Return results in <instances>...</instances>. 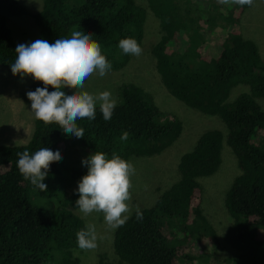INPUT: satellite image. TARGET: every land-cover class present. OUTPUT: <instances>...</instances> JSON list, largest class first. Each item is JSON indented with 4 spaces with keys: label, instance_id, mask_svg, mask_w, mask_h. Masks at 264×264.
<instances>
[{
    "label": "trees",
    "instance_id": "1",
    "mask_svg": "<svg viewBox=\"0 0 264 264\" xmlns=\"http://www.w3.org/2000/svg\"><path fill=\"white\" fill-rule=\"evenodd\" d=\"M145 2L157 25L150 53L160 82L186 106L218 117L224 128L203 131L193 147L179 156L177 179L151 205L139 208L143 218L137 219L134 209L126 223L113 231L114 264L217 259V235L201 207L199 179L217 170L223 145L233 153L238 173L222 202L231 222L224 241L234 253L221 264H264V110L256 101L264 97V59L238 28L247 5L209 0ZM23 15H30L37 26L36 39L49 43L80 25L101 45L111 70L123 67L130 57L119 48L120 39L143 43L146 10L135 0H42L33 14L16 0H0V66H10L16 58L17 45L6 19ZM236 86L246 89L231 97ZM37 87L43 84L31 82L20 93L21 99L31 104L26 93ZM62 90L69 93L66 87ZM77 124L84 128L83 138L68 136L58 124L46 125L34 118L26 143L0 144V264H79L74 254L80 249L76 233L86 226L73 209L78 181L87 167L66 170L58 161L51 163L44 183L56 176L60 189L42 191L19 173L17 153L32 154L44 146L57 150L61 140H72L89 155L102 151L128 160L160 153L181 132L180 121L164 115L151 95L133 83L119 85L111 120L105 121L97 106L94 120ZM124 131L129 133L127 140L120 139ZM39 198L50 199V206L40 207Z\"/></svg>",
    "mask_w": 264,
    "mask_h": 264
},
{
    "label": "rangeland",
    "instance_id": "2",
    "mask_svg": "<svg viewBox=\"0 0 264 264\" xmlns=\"http://www.w3.org/2000/svg\"><path fill=\"white\" fill-rule=\"evenodd\" d=\"M28 13L39 11L42 0H16ZM146 10L144 23V38L140 56L130 55L126 64L118 70H110L105 76L92 75L85 81L84 89L89 93L96 94L100 91L109 90L115 101H118V87L122 83H133L149 93L158 109L167 117H174L181 123V132L178 138L160 153L152 156H132L128 159L134 164L135 174L132 177V198L129 204L132 210L137 207H146L153 203L156 196L166 189L177 177V163L179 156L189 151L197 137L207 129L223 130L224 126L216 116L205 115L193 108L183 104L171 96L160 82L155 70L154 58L150 53V46L157 35L156 20L146 7L145 0H135ZM218 3L217 0H209ZM6 25L9 28L13 41L16 45L20 43H31L37 38V26L30 15L7 17ZM238 28L243 37L252 40L259 55L264 59V0H254L253 6H247L240 15ZM34 80L31 76L21 78L13 76L10 66H0V144L19 145L28 141L32 129L34 115L31 104L26 103L20 97L28 85ZM67 88V87H66ZM246 87L236 86L232 89L230 96L233 97ZM68 92L74 89L67 88ZM79 91V90H75ZM258 105L264 110V97L256 99ZM58 150L62 159L58 162L68 170L71 166L86 169L82 164V158L89 154L77 142L72 140H61ZM238 173L235 158L228 146L223 145L221 149L220 164L217 170L199 179L201 185V207L204 215L214 227L217 241L214 246V254L217 259L210 258L208 261L190 260L182 264H221L223 258L234 253L224 241V233L229 226L230 218L223 208V196L227 186ZM61 183L57 177H52L47 188L51 191L60 189ZM74 189L70 187L69 190ZM40 207H49L50 199L39 198L37 202ZM85 224H95L98 236L97 247L93 250H76L74 254L79 259V264H104L116 261L112 251V233L107 229L103 215L92 213L85 217L78 206L73 209ZM195 253L194 249H191Z\"/></svg>",
    "mask_w": 264,
    "mask_h": 264
},
{
    "label": "clouds",
    "instance_id": "3",
    "mask_svg": "<svg viewBox=\"0 0 264 264\" xmlns=\"http://www.w3.org/2000/svg\"><path fill=\"white\" fill-rule=\"evenodd\" d=\"M221 5L253 6L254 0H217ZM73 25L70 35L57 38L49 43L46 39H36L31 43H20L15 47V62L10 64L13 76H31L43 84L34 91L26 93L31 101L34 118L44 124L56 123L68 136L84 137V128L78 120H94L97 106L105 121L112 118L116 101L109 90L96 94L84 89L85 81L92 75L105 76L111 70V63L102 53L101 45L92 39V33L80 30ZM119 48L125 55L140 56L143 49L134 38H122ZM51 86L54 90L49 91ZM74 89L70 93L63 88ZM79 90V91H75ZM129 133L124 131L121 140H127ZM17 168L22 177L42 191L47 190L44 183L51 163L62 159L61 152L46 146L30 154L27 150L17 153ZM87 173L78 181L79 193L76 205L85 216L92 213L103 215L107 229L114 231L129 219L132 208V177L135 167L131 161L113 153L109 157L102 151H95L82 158ZM137 219L143 213L136 208ZM77 245L81 250L97 247L98 236L95 224L89 223L76 233Z\"/></svg>",
    "mask_w": 264,
    "mask_h": 264
}]
</instances>
